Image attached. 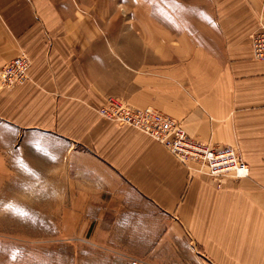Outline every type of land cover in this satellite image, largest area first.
Wrapping results in <instances>:
<instances>
[{"label": "crops", "instance_id": "1", "mask_svg": "<svg viewBox=\"0 0 264 264\" xmlns=\"http://www.w3.org/2000/svg\"><path fill=\"white\" fill-rule=\"evenodd\" d=\"M80 4L0 0V69L20 54L30 61L24 83L0 87V191L25 161L59 201L63 240L154 263L158 251L176 255L182 236L190 264H264V60L250 39L264 0H207L216 14L202 34L148 32L145 17L100 32ZM108 96L232 146L248 176H211L102 118Z\"/></svg>", "mask_w": 264, "mask_h": 264}, {"label": "rangeland", "instance_id": "2", "mask_svg": "<svg viewBox=\"0 0 264 264\" xmlns=\"http://www.w3.org/2000/svg\"><path fill=\"white\" fill-rule=\"evenodd\" d=\"M79 1L84 17H98L100 32L107 28L119 32L145 17L148 32L162 27L169 32L202 34V20L216 14V10L204 7L207 0ZM18 165L0 191V264H171L174 256L179 257L178 264L192 262L193 255L182 236L176 255L170 249L158 251L159 259L154 263L95 248L86 241L63 240L58 234L59 201L46 200L42 169L28 170L25 161Z\"/></svg>", "mask_w": 264, "mask_h": 264}, {"label": "built area", "instance_id": "3", "mask_svg": "<svg viewBox=\"0 0 264 264\" xmlns=\"http://www.w3.org/2000/svg\"><path fill=\"white\" fill-rule=\"evenodd\" d=\"M252 58L264 60V26L253 33ZM29 58L20 54L6 62L0 69V87L11 88L28 79ZM98 113L102 118L117 124H127L151 136L170 151L181 163L197 162L211 176L230 175L234 178L248 176L247 164L238 158L232 146H212L209 142L190 137L179 122L151 107H134L108 96Z\"/></svg>", "mask_w": 264, "mask_h": 264}]
</instances>
